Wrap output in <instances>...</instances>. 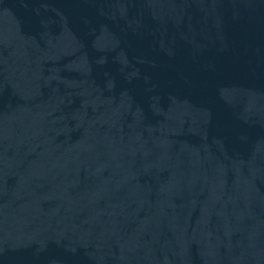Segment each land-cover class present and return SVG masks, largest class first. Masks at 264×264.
<instances>
[{"label": "water", "instance_id": "1", "mask_svg": "<svg viewBox=\"0 0 264 264\" xmlns=\"http://www.w3.org/2000/svg\"><path fill=\"white\" fill-rule=\"evenodd\" d=\"M0 264H264V0H0Z\"/></svg>", "mask_w": 264, "mask_h": 264}]
</instances>
